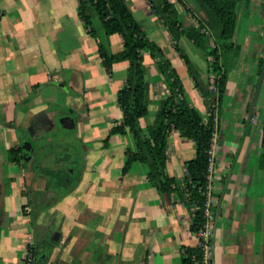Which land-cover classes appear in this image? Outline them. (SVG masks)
Returning a JSON list of instances; mask_svg holds the SVG:
<instances>
[{"label":"crops","instance_id":"crops-1","mask_svg":"<svg viewBox=\"0 0 264 264\" xmlns=\"http://www.w3.org/2000/svg\"><path fill=\"white\" fill-rule=\"evenodd\" d=\"M124 1L148 38L170 59L191 105L207 120L204 98L172 47L151 1ZM78 7V0H0V264H22L29 240L36 245L35 264H183L185 250L198 245L190 230L192 212L180 190L187 176L185 162L194 158L195 144L175 131L168 137L166 175L176 180L178 190L174 192L162 193L139 162L125 174L121 172L126 154L135 151L131 133L112 135L107 147L103 140L111 127L122 122L116 100L126 64H116L111 74L105 71L96 42L78 17ZM195 21L185 24L196 25ZM108 40L113 53L122 50L119 35ZM180 45L205 77V54L185 38ZM260 53L254 49L253 58ZM75 74L89 112L79 115L74 110L77 120L72 118L76 123L89 120L90 126L83 128L81 176L77 181L68 177L66 186L58 181L55 187L42 173L33 174L34 165L15 159L29 135L32 141H41L59 126L60 118L74 115H59L50 110L48 102H52L58 80L68 79L67 75L76 78ZM146 79L149 113L140 120L142 128L153 122L160 101L168 96L156 66L146 65ZM253 80L251 73L241 83L228 78L226 97L217 113L212 264H264L259 119L253 117L245 131ZM59 87L66 88L64 83ZM74 154L67 151L63 162ZM43 155L42 167L49 169L57 155L51 148ZM57 190L65 192L58 195Z\"/></svg>","mask_w":264,"mask_h":264},{"label":"trees","instance_id":"trees-1","mask_svg":"<svg viewBox=\"0 0 264 264\" xmlns=\"http://www.w3.org/2000/svg\"><path fill=\"white\" fill-rule=\"evenodd\" d=\"M151 8L161 19L170 35L174 50L182 59L188 76L199 90L212 113L222 106L227 93L228 71L221 65V56L231 53L235 59L240 46L234 41L237 31L238 10L249 0H177L197 22V25H186L180 17L177 6L169 0H150ZM78 17L88 34L96 42L97 54L102 67L111 74L116 64H126L125 81L117 93V104L122 112V122L110 128L103 140L107 147L114 134L131 133L135 151H128L127 159L121 170L128 172L135 162L147 167L148 179L162 193L178 190L176 180L166 175L168 137L175 131L180 137L195 144L194 158L185 162L187 173L184 189H180L192 212L190 230L197 234L204 223V202L207 168V152L213 130V116L205 121L187 98L182 81L164 51L158 44L148 38L142 26L134 18L130 7L124 0H78ZM119 35L123 48L117 53L110 49L109 37ZM181 38L190 41L202 51L208 59V71L205 77L189 61L180 45ZM264 54V52H263ZM149 60H158V68L168 96L161 100L152 123L145 128L140 120L149 113L150 85L146 79V65ZM263 57L258 65L260 73ZM215 79L210 84V76ZM213 85L215 91L209 89ZM264 83L257 106L262 101ZM255 112V118L264 115ZM209 113V114H210ZM21 151V148H19ZM261 158L264 164V129L261 137ZM18 156L15 161H21ZM61 178V177H60ZM63 180V179H62ZM203 252L200 247L187 248L182 259L183 264H203Z\"/></svg>","mask_w":264,"mask_h":264},{"label":"rangeland","instance_id":"rangeland-1","mask_svg":"<svg viewBox=\"0 0 264 264\" xmlns=\"http://www.w3.org/2000/svg\"><path fill=\"white\" fill-rule=\"evenodd\" d=\"M169 1L173 2L177 6V8L180 11V17L182 18L184 23H188V21H191L193 19V17L188 12H186L185 6H181L177 2V0H169ZM158 21L162 24V21L159 17H158ZM237 21H238V25H237V31H236V36H235L234 41L240 46V51L237 53L235 59L232 58L231 53L222 54L221 65L224 70L228 71L227 77L233 79V81L238 82V83H241L242 80L251 73L254 78L253 84H252V91H255L257 79L259 76L258 75V65H259L261 57L264 56L263 54L264 52V0H249L246 4H243L238 10ZM195 24L197 25V22ZM167 34L170 39V35L168 32ZM259 35H262L261 39L258 37ZM171 45L173 47V44ZM254 49H257V50L259 49L261 52L257 59L253 58ZM167 59L170 61L169 58ZM157 62L158 60H150L147 63V65L148 66L154 65L158 68ZM105 75L108 79L110 78L107 73ZM67 76H68V79L65 78L64 80H58V82L55 85V87L57 86V90H54L51 92L52 98L50 99L52 100V102L49 101L48 104L50 105V110L59 111L58 113L59 115L72 113L74 114V117H76L77 119L78 114L87 115L89 112V107L85 106L84 105L85 103L83 104L84 89L80 85L79 75L77 74L73 75L76 78H72L70 77V75H67ZM214 79H215V76L212 75V77H210V80L212 81V83ZM61 83H64L66 87L65 89H61L59 87V84ZM212 83L210 82V84ZM46 87L51 88V85H47ZM263 98H264V92H263ZM263 107H264V103L262 101V103L259 106H257V109H260L259 112L261 113L263 112ZM248 108H249V105H248ZM74 110L78 112V114H76ZM209 115L210 114H208V117ZM202 117L204 120H206V118L203 115ZM256 119H259L260 126L262 129H264V115L262 116L260 115ZM84 126L89 127L90 121L80 119L79 123L77 122L76 127L72 130H65L59 126H56L55 128L52 129V131L49 134L46 135L47 138L45 139L43 138V140L36 141V142L32 141V135H29L27 138L28 140L26 141V149L29 148L32 154V157H34L35 160L38 161L37 163H39V161H42L43 154L49 152L50 148L53 149V151L55 152L57 156L60 154V152H62V149H65L66 151H69V152L73 151V152L80 154L81 153V141L84 139V133H83ZM26 149L24 150L26 151ZM39 150L42 154L38 152ZM35 151H37L38 154L35 155L36 153ZM24 160L27 161L26 159ZM37 167L35 166V168ZM74 167L72 165L70 167L67 166V169L69 168L72 169ZM77 167L81 168V164H78ZM50 171H51V174H56V175L58 174V172L61 173V170L55 171L51 169ZM37 172L40 173V171H37ZM67 173L71 175L69 170L68 171L66 170L63 174L61 173V175L63 176V175H66ZM64 192L65 191L63 190H60V191L57 190L58 195ZM27 244L24 247L22 264H25L24 257H25L26 250H27Z\"/></svg>","mask_w":264,"mask_h":264},{"label":"built area","instance_id":"built-area-1","mask_svg":"<svg viewBox=\"0 0 264 264\" xmlns=\"http://www.w3.org/2000/svg\"><path fill=\"white\" fill-rule=\"evenodd\" d=\"M211 90L215 91L213 85H211ZM213 116V130L210 139V146L207 152V168L205 172L206 179V189H205V202H204V223L200 231L196 234L198 239V245L203 252L202 263L203 264H212V254H211V239H212V228L214 221L213 214V181L214 175L216 172V152H217V137H218V115L217 111L214 110L210 115ZM27 211H30L27 209ZM194 211V208L191 209V212ZM25 264H34L36 259V246L33 240H29L27 244V250L25 254Z\"/></svg>","mask_w":264,"mask_h":264},{"label":"flooded vegetation","instance_id":"flooded-vegetation-1","mask_svg":"<svg viewBox=\"0 0 264 264\" xmlns=\"http://www.w3.org/2000/svg\"><path fill=\"white\" fill-rule=\"evenodd\" d=\"M66 116H71V117L74 118V115H71V114H68ZM75 120H77V119H75ZM19 148H21L20 156H22V160L24 162H27L30 165H34V172H33V174L34 173H38L37 171H40V173H42L47 178V180L50 181V183L52 184V186H55L56 187L58 181H60L62 184H65V180L64 179L63 180L60 179V177L59 176H56V174H51V171L50 170L52 169L51 167L54 166V164L56 166V168L54 170L55 171L61 170V173L62 174L66 170L67 171L69 170V172L71 173V176L74 178V181H77L78 178L81 176L80 175V169L77 167L78 164H81L82 163V159H81V156L82 155L81 154L76 155V152H75V154H74L75 156L69 162H63L61 159L63 158V155L65 153H67V151L65 149H62V152H60V154L58 156H56V159L53 160V164H51L50 165L51 167L48 169L47 166L44 167V168L42 167L43 159L45 157L44 155L42 156V161H39V163H37L38 161H36L35 158L32 157L31 152L29 154H27L26 151L23 149V144H21V146ZM26 156H28V158H26ZM24 159H26L27 161H25ZM56 160L57 161H61V162L58 163V164H56L55 163ZM71 165L73 167L74 166L75 167L72 168V169L71 168L67 169V166L70 167ZM35 166L36 167L38 166V167L35 168ZM62 167H64V168H62ZM54 177H56V178H54ZM36 259H37V257H36ZM36 259H35L34 264L36 263Z\"/></svg>","mask_w":264,"mask_h":264},{"label":"water","instance_id":"water-1","mask_svg":"<svg viewBox=\"0 0 264 264\" xmlns=\"http://www.w3.org/2000/svg\"><path fill=\"white\" fill-rule=\"evenodd\" d=\"M263 83H264V56H263V62L261 65L260 73H259V76L257 79L254 95L252 98V102H251L250 109L248 112V116L246 119L245 131L248 129V127H249V125H250V123L254 117V114L257 110V103H258V99H259V96H260V93H261V90L263 87ZM58 123H59V126L65 130H72L76 127V122L71 116H64V117L60 118L58 120ZM23 149H26V143L23 145ZM26 153L27 154L30 153L29 148L26 149ZM26 158H28V156H26ZM62 161H66V159H62ZM59 162H61V161H59ZM57 176H60L65 181L68 180L67 179L68 177L71 178V175L68 173L66 175L62 176L61 173L58 172ZM66 185L67 184H63L62 186H66Z\"/></svg>","mask_w":264,"mask_h":264}]
</instances>
